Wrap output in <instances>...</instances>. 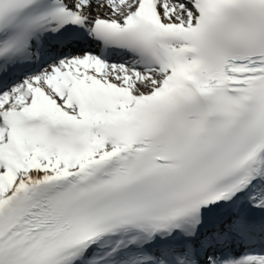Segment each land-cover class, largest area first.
<instances>
[{
  "label": "snow or ice",
  "instance_id": "1",
  "mask_svg": "<svg viewBox=\"0 0 264 264\" xmlns=\"http://www.w3.org/2000/svg\"><path fill=\"white\" fill-rule=\"evenodd\" d=\"M0 264H264V0H0Z\"/></svg>",
  "mask_w": 264,
  "mask_h": 264
}]
</instances>
